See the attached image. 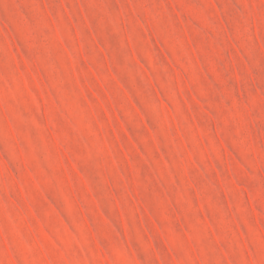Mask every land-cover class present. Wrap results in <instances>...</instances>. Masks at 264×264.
Masks as SVG:
<instances>
[{
    "label": "rangeland",
    "instance_id": "rangeland-1",
    "mask_svg": "<svg viewBox=\"0 0 264 264\" xmlns=\"http://www.w3.org/2000/svg\"><path fill=\"white\" fill-rule=\"evenodd\" d=\"M0 264H264V0H0Z\"/></svg>",
    "mask_w": 264,
    "mask_h": 264
}]
</instances>
